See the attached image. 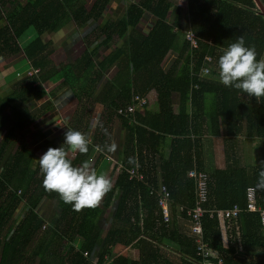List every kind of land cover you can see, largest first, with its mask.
I'll list each match as a JSON object with an SVG mask.
<instances>
[{"label": "trees", "instance_id": "obj_1", "mask_svg": "<svg viewBox=\"0 0 264 264\" xmlns=\"http://www.w3.org/2000/svg\"><path fill=\"white\" fill-rule=\"evenodd\" d=\"M71 1L48 0L46 6L37 9L40 0H27L25 9L15 13L16 17L19 15L17 21L20 24L15 25L9 19L12 24L9 27L11 33L5 39L15 44L16 38L30 24H34L38 35L24 47V52L32 66L39 67L40 72L37 76L23 75L25 78L17 81L18 87L12 95L0 94V165L3 164L0 168V227L6 234L0 252V264H157L160 253L154 242V234L148 230L153 229L162 235L169 234L171 217L169 212L168 220L163 219L157 196L149 191V185L155 184L157 178L155 164L150 165L145 160L150 159L149 155H153L159 142H164L172 135L170 155L160 164L162 182L170 191L169 205L179 202L192 207L194 182L187 171L194 165L203 171L204 168L200 160L201 139L197 135L190 136V133L196 134L195 123L199 124V117L204 111V96L211 93L217 98L209 113L214 134H219V120L225 116L226 128L231 135L234 127L237 131L243 130L248 136L253 132L264 135V115L258 116L264 110V97L258 99L252 96L250 101L242 100L238 89L225 87L218 81L216 64L213 67L209 63L210 68H213L207 75L199 74L206 54L211 55L216 62L220 49L240 36L246 45L256 49L257 57L261 58L264 53V12L256 0H187L182 9H175L170 22L166 19L168 0H139L131 3L125 16L118 21H106L101 27L99 25L95 28L103 32L101 43L89 48L90 41L83 40L82 55L64 67L57 68L49 57L52 49L41 55L40 52L45 50L48 43H41L39 34L45 30L57 31L72 19L81 26L90 14L98 13L101 5L106 2L94 0L91 10L85 11L81 5L75 9L70 7ZM259 1L264 7V0ZM148 2L150 12L155 17L149 24V30L143 31L136 27V23L141 22L145 12L142 8ZM183 14L187 17L186 30H192L198 37V48L193 55L184 38L185 30L180 43L177 39L178 30L182 28L185 18ZM37 18L41 21H37ZM113 36L120 39L121 43L109 44ZM208 38H211L210 43L207 42ZM101 46L106 52L94 63V53ZM173 49L177 57L165 68L162 60ZM109 72L111 76L107 75L106 82L100 86L101 90L95 97L92 88L99 78H104ZM55 75H62L64 81L79 86L81 91L94 97L95 104L101 105L103 126L97 127L99 122L96 121L88 122L97 128L96 132L100 131L98 134L101 135L115 116L119 117L126 130L122 164L118 170L113 167L110 175L112 188L105 194L102 203V206H108L113 191L120 190L111 225L104 234L100 226L95 224L101 216L102 207H82L77 211L70 204L64 203L56 192L45 191L38 166H34L32 150L18 146L3 160L14 135L12 128L23 127L24 121L30 116L28 110L25 111V98L41 88L44 80ZM89 82L93 86L87 90ZM154 90L165 94L163 112L150 111L145 101L141 110L134 111L136 122H129L128 116L118 111L120 107L131 105L135 95L145 98ZM173 94L182 102L176 113L173 112L171 102ZM186 99L190 103L189 114L182 110ZM9 118L12 125L4 134L1 128L9 122ZM85 126L88 124L85 123ZM178 134L183 136L177 137ZM91 152L92 144H88L86 153L74 152L68 158L74 165L83 164ZM100 156L102 153L94 156L95 161ZM136 161L139 169L144 171L145 178L141 180L129 178L126 170ZM237 162H227L224 168H216L208 173L209 196L204 207L220 209L238 204L239 236L234 226L227 233L220 218L205 212L201 218L203 237L211 249L224 253V264H264V226L258 212L245 209L246 187L255 185L257 172L264 161L248 166ZM256 190L264 206V189ZM42 202L46 203L43 212ZM21 203H24L25 211L19 217L12 216ZM46 222L51 230L45 236L42 227ZM91 224L92 228L88 231ZM222 233L228 239L226 245L222 241ZM229 234L233 238L229 239ZM84 235L86 238L81 248L71 244L76 237ZM177 241L179 251L188 257H183L180 264H195L197 256L193 236L182 234ZM134 242L140 248L138 259H129L123 253L114 256L112 247L115 244L124 246ZM68 245L69 251H65ZM98 248L99 252L95 256ZM84 251L87 253L84 254Z\"/></svg>", "mask_w": 264, "mask_h": 264}, {"label": "crops", "instance_id": "obj_2", "mask_svg": "<svg viewBox=\"0 0 264 264\" xmlns=\"http://www.w3.org/2000/svg\"><path fill=\"white\" fill-rule=\"evenodd\" d=\"M137 1L139 0H106V2L101 5L98 13L90 14L89 18L81 26L76 24L72 19L71 21H68V23L63 24L62 27H60V29H58L57 31L45 30L41 32V34H39L41 43H48V45H46L45 47V50L43 51L42 49V51L40 52L41 55L48 49H52L49 55L50 59L57 66V68L64 67L66 64L72 62L82 55L83 50L78 49V45L81 41H90L88 46L89 48H94L97 44L102 42L103 37L101 36V34L103 32H101L100 29H95L97 26L100 25L101 27L106 21H118L119 18L125 16L126 10L128 9L129 5ZM168 1L169 7L166 19L171 22L175 9H182L185 6L187 0ZM26 2L27 0H0V94L4 96L13 94V92L18 87L17 81L25 78L22 77L23 75L26 76L25 70H28L30 67L39 69V67L32 66L29 58L24 52V47L38 35V32L35 29L33 23L30 24L29 27L16 38V44L10 42V40L8 41L5 39L7 38L9 33H11V29L9 27L12 24H10L9 19L11 20V23L19 25L20 23L19 21H17L19 20V15L16 17L15 13L17 10L25 9ZM48 3V0H40L37 9L43 8L42 6H46ZM93 3L94 0H72L69 3V6L75 9L78 8L79 5H81V7H83L85 11H90ZM142 9H144L145 12L141 18V22L139 21L136 23V27L144 31L145 27H149V24L154 20L155 15L150 12L151 9L149 2ZM182 16H184V14ZM184 17L185 18H183L182 28L178 30L177 39L179 37L183 39V32L187 29L185 26L187 17ZM37 21H41V19L37 18ZM61 33L62 35H60ZM208 40H211V38H208L207 42ZM180 42L181 40H178V43ZM112 43L119 44L121 43V41L120 39H117L116 36H113L109 44ZM102 48L104 47L101 46V48H99L97 52L94 53V63H97V61L104 56L106 51L104 52ZM176 57L177 52L174 49L169 50L162 60L163 66L165 68L170 66L174 58ZM57 58L62 59L61 62H57ZM261 58L264 59V53ZM211 62H213V64ZM211 62L210 64L212 66L216 64L215 60H213V57ZM215 67L217 71V66L215 65ZM18 72L20 73V75H17ZM38 74H36V76ZM107 75L108 77L111 76V72H109L108 74L106 73L104 78H99L97 83L92 88V93L95 95V97L96 93L101 90L100 86H103V84L106 82L105 80L106 78H108ZM75 86L76 85H71L69 82L64 81L62 75H55L49 77V79L47 80H44L41 83V88H37L34 93L31 92V94L25 98L24 102L27 105V109L25 111L28 110L30 116L27 118V120L24 121L25 125L23 127L21 125L18 127L14 126L12 128L14 135L11 137V143L7 148L5 154L3 155V160H6L9 153L14 151L18 146H25L28 149L32 150L35 159L39 158V156L49 146L56 147L57 144L59 146L62 143L64 132L66 131V126L71 127L70 124L72 120L70 117L71 111H69V108L76 105L78 99L82 97V93L88 94L86 91H81V88L79 86ZM87 86V90H89L90 86H93V83L89 82ZM154 93H156V96L154 95ZM152 94L154 95L152 96L153 100L150 103L148 102L146 104L147 108L152 112L153 110L163 112L165 109V94L162 91L155 90ZM238 95L244 101H250L253 99L252 96H248L243 92H239ZM171 102L173 112H178L182 103L180 98L173 94V100H171ZM215 102H217V98L215 95L208 93L204 96V111L199 117V124L195 123L196 134L190 133V136L197 135L201 139L200 160L202 162L204 171L209 173L213 169L224 168L227 162H232L233 160H238L237 163L243 166L257 165L260 162L264 161L263 134L253 132V134L248 136L246 135L247 133H245L243 130L237 131L234 127L233 134L231 135L226 128L225 116L220 117L219 134H214L213 128L210 125L209 113L215 106ZM98 105L101 106L100 104ZM182 110L184 113H190L189 99H186V101L184 102ZM260 115H264V110H261L258 113V116ZM114 118L118 119V123H115L111 129L107 128L103 130L101 135L98 134L100 131L96 132L97 128L88 123L89 121H91L89 118L88 121L86 120L87 122H85L88 124V126L84 125V130L79 129L81 132L88 134L89 144H92V152L86 159V164L89 165V161L92 159L93 162L92 164H90L91 169H95L98 173L103 172L104 174H107L108 177H110L113 167L118 170L117 165L122 164L121 160L123 158L124 148L123 143L126 133L125 127L121 124V120L119 119V117L115 116ZM8 121L9 122L1 128V131L4 134L7 133L8 129L12 125V121L10 118ZM111 122L112 120L109 123ZM179 136L182 137L183 135L178 134L177 137ZM171 137L173 138L172 135H169L164 142H159L156 145L153 155H149L150 159L145 160L150 165L155 164L154 170L156 173L157 181L153 185L157 187L160 184H164L161 178L160 164L163 159L168 158L170 155L173 146ZM113 144H115L116 146L115 149L109 150L110 146ZM99 153H102V156L99 157L98 161H95L94 156L97 157ZM73 154L74 152H68L69 156H72ZM134 164H137L139 169L138 162L136 161ZM2 165H0V168L2 167ZM76 165L79 166L81 164ZM139 171L142 174L144 172L140 169ZM194 192L195 183L193 191V204ZM112 195L113 196L108 206H102L104 198L97 204L99 207H102V213L95 224H98V226H100L103 234L111 225L114 212L118 205L120 190L115 189ZM169 201H171V197ZM172 204L173 205H169L168 202V208L171 217L169 225L170 230H168L167 232L169 234L162 235L153 231V229L148 230L149 232L154 234V242L155 245H157L158 253H160V261L157 264H180L183 257L188 258L186 255L182 254L179 251L180 245L177 240L182 234L191 235L189 231V220L184 211L186 207H190L179 202H173ZM45 207L46 203L42 202L41 212L45 210ZM24 211V203L18 204L12 216L19 217ZM3 214L4 213H2V215ZM140 216H142V213ZM1 218L2 217H0V219ZM46 224L47 222L43 225V228L46 226ZM47 226L48 227L47 232H45V236L51 230V226ZM91 228L92 224L88 227L87 230L90 231ZM225 236L226 235L222 233V241L224 242V245H226L225 241L227 239L224 238ZM5 240V231L1 230L0 227V252L3 249ZM81 240H84V237L78 236L73 240L71 244L79 249L83 246V244H81ZM112 250L115 252L114 256L123 253L129 259H138L140 255V248L135 244V242L124 246H120L117 243L112 247ZM211 250L213 251V264H217L216 257L218 255L222 256L224 260L223 252H217L213 248ZM65 251H69V245L67 246V248H65ZM98 252L99 248L96 249V252L94 253L95 256H97ZM105 257L107 258V256ZM95 258L96 257H94V260ZM34 264H36V262ZM221 264H224V262L222 261Z\"/></svg>", "mask_w": 264, "mask_h": 264}, {"label": "clouds", "instance_id": "obj_3", "mask_svg": "<svg viewBox=\"0 0 264 264\" xmlns=\"http://www.w3.org/2000/svg\"><path fill=\"white\" fill-rule=\"evenodd\" d=\"M216 65L218 81L225 87L258 99L264 97V59L257 57L256 49L246 45L242 36L220 49ZM88 144L87 133L66 126L62 143L49 146L34 160L45 191L56 192L64 203L77 211L82 207H96L112 188L111 178L103 172L98 173L86 163L74 165L68 158V152L86 153ZM115 147L113 144L109 150ZM254 186L264 189V165L259 167Z\"/></svg>", "mask_w": 264, "mask_h": 264}, {"label": "built area", "instance_id": "obj_4", "mask_svg": "<svg viewBox=\"0 0 264 264\" xmlns=\"http://www.w3.org/2000/svg\"><path fill=\"white\" fill-rule=\"evenodd\" d=\"M149 27H145V31H148ZM184 38L188 42L190 54L193 55L198 48V37L195 33L188 29L184 32ZM211 42V40H208ZM212 61V57L210 55L204 56V63L200 67V74L206 75L211 71L209 63ZM39 73L38 68L30 67L28 70H25V74L27 75H36ZM17 75H20L18 72ZM146 99L143 97H139L135 95L133 97L132 104L127 105L126 107L118 108V111L128 116L129 120L135 121L134 111L135 109L141 110L143 104ZM141 105V107H140ZM195 164V163H194ZM121 167V164L117 165V169ZM128 172L129 178H137L143 179V174L139 171L138 165L134 164L128 168H126ZM187 175L194 181L195 183V192H194V204L190 208H185L184 211L189 220V231L193 236L194 246H195V254L197 258L194 259L195 264H213L212 257L213 251L208 245V242L203 237L202 230V216L207 212L209 216H213L214 214L220 218L223 228H225L227 233H230V230L234 226V230L239 236L238 233V223L237 217L240 212V206L238 204H233L228 208H205L204 204L207 202L209 192V175L206 171L197 169L194 165L188 171ZM149 191L157 196V204L162 209V215L164 220H168L169 218V208L168 202L170 199V191L166 185L160 184L158 187L152 184L149 185ZM245 209L248 211L258 212L260 217V222L264 226V206L260 202V195L256 190L254 185H248L245 190ZM229 239L233 238L231 234L228 235ZM240 249V246L238 247ZM87 252L84 251V254ZM217 264H221L223 261V257L218 255L216 257ZM112 264H117L112 262Z\"/></svg>", "mask_w": 264, "mask_h": 264}, {"label": "rangeland", "instance_id": "obj_5", "mask_svg": "<svg viewBox=\"0 0 264 264\" xmlns=\"http://www.w3.org/2000/svg\"><path fill=\"white\" fill-rule=\"evenodd\" d=\"M89 40H90V38H89ZM178 40H181V37H179ZM84 43H85L84 41H81L79 43V45H78L79 50L83 49ZM61 60L62 59L57 58V62H61ZM82 94H83L82 97L80 99H78L76 105L69 108V111H71L70 117L72 120L70 126L73 129H78V130L83 129L85 122H87L88 118H89L92 121L99 122V125L97 127L101 128L103 126V121H104L102 107L99 106L98 104H95L94 98L92 95H88L86 93H82ZM154 95L156 96V93H154ZM154 95L148 94L147 96H145L146 102L150 103L153 100L152 96H154ZM140 107H141V105H140ZM115 123H118V119L113 117L112 122L107 124L106 128L111 129ZM57 146H58V144H57ZM92 162L93 161L91 159L89 161V163L92 164ZM90 164L88 165L89 168H91ZM105 175L107 176V174H105ZM104 196L102 197V199L100 201L103 200ZM47 225L48 224H46V226L44 228L42 227L44 229V234H45V232H47V227H48ZM83 237L85 238V235ZM81 239H83V238H81ZM83 243H84V240H81V244H83ZM40 244H41V241L39 242L38 246H40Z\"/></svg>", "mask_w": 264, "mask_h": 264}, {"label": "water", "instance_id": "obj_6", "mask_svg": "<svg viewBox=\"0 0 264 264\" xmlns=\"http://www.w3.org/2000/svg\"><path fill=\"white\" fill-rule=\"evenodd\" d=\"M257 4L260 6V8L262 9V11L264 12V7L263 5L261 4V2L259 0H256Z\"/></svg>", "mask_w": 264, "mask_h": 264}]
</instances>
